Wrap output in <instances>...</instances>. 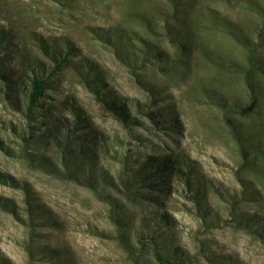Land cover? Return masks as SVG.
<instances>
[{
  "label": "rangeland",
  "instance_id": "374dc122",
  "mask_svg": "<svg viewBox=\"0 0 264 264\" xmlns=\"http://www.w3.org/2000/svg\"><path fill=\"white\" fill-rule=\"evenodd\" d=\"M195 6L183 11L182 6L177 7L170 0H0V21L12 23L16 36L46 60L48 57L39 51L38 39L32 35L40 33L59 46L65 45V38H70L79 47V53L73 56L84 62L85 57L96 61L117 93L131 99L135 113L148 125L135 128L141 137L133 136L72 71L67 70L58 78L59 88L46 91L50 96L76 95L95 121L115 137L112 151L118 157H136L158 149L179 148L196 160L202 179L209 184L210 202L223 221L221 226L209 228L197 212L198 206L186 195L188 189L177 183L178 188L168 201L166 211L176 220L174 228L178 241L195 257L193 263L187 264H218L205 251L223 257L226 264H264V238L250 229L232 224L238 219L232 214L229 202L233 193L242 192L244 185L240 175L247 163H243L235 126L264 141V77L258 75L260 101L257 110L244 115L235 102L246 104L250 96L245 77L246 51L216 24L212 14L217 10L227 14L254 36L262 23L241 4L197 0ZM174 12L181 21L195 22L193 42L184 38L192 44L191 50L185 53L166 33L164 18L170 19L174 14L169 13ZM124 28L133 35H141L159 44L169 54L168 65L146 59L145 63L140 62L134 67L117 54L113 44L97 34V31H112L115 35ZM135 38L137 45H144ZM139 77L162 89L159 106L173 104L177 108L173 120H181L180 129L156 128L146 114L137 112L136 98H149V91ZM220 94L225 95L232 106L227 101L224 102L226 106L218 103ZM23 122L24 114L14 109L0 93V136L16 149L20 138L13 125L21 127ZM254 152L246 166L250 164L255 168L256 180L250 176L259 193L257 198L242 204L241 209L264 221V158L257 159ZM105 164L117 172L121 161L108 156ZM0 169L33 183L38 200L63 223L60 226L39 225L40 236L45 237L43 241L46 243L67 248L74 264H133L115 236L109 204L91 189L34 169L24 157L10 155L2 149ZM0 194L13 197L24 206L21 189L0 182ZM22 206L20 211L24 214ZM128 206L129 213L139 214L137 208L131 204ZM224 218H228L230 224H225ZM29 236L27 224L11 212L0 209V247L12 262L55 264L38 257L31 259L23 245ZM146 253V263L161 264L152 251Z\"/></svg>",
  "mask_w": 264,
  "mask_h": 264
},
{
  "label": "trees",
  "instance_id": "16d2710c",
  "mask_svg": "<svg viewBox=\"0 0 264 264\" xmlns=\"http://www.w3.org/2000/svg\"><path fill=\"white\" fill-rule=\"evenodd\" d=\"M170 1L177 7L182 6L183 11L196 7L197 3V0ZM223 1L244 5L262 23L254 36L227 14L218 10L212 14L216 24L246 51L245 77L250 96L246 104L235 103L241 108V113L250 115L257 110L260 101L258 75L264 77V0ZM169 14H174L170 18L174 21L164 18L169 38L183 53L191 50L192 44L184 38L193 42L195 22L181 21L175 12ZM97 34L113 44L117 54L134 67L139 66L140 62L145 63L146 59L168 65L167 51L141 35H133L127 28L115 35L112 31H97ZM32 37L38 39L36 43L39 51L48 57L47 60L41 54H35L30 44L16 36L12 23L0 21V93L25 116L21 127L13 125L20 138L19 148L7 144L0 136V149L10 155L24 157L34 169L84 185L107 202L115 225V236L133 264H148L145 260L148 250L161 264L193 263L194 255L175 235V218L166 211L168 201L178 188L177 183L184 184L188 189L186 195L198 206L197 212L209 228L221 226L223 221L219 211L210 202L211 190L202 179L196 160L179 148L158 149L136 157H118L112 151L115 137L95 121L76 95L50 96L46 91L59 88L58 78L64 72L72 71L96 93V97L133 136L141 137L135 128L148 125L135 113L130 104L131 99L117 93L96 61L89 57H85V62L75 58L73 55L79 53V47L70 38H65V45L59 46L40 33ZM135 37L143 41L144 45H137ZM138 80L149 91V98H136L137 112L146 114L156 128L180 129L181 120H173L177 116V108L173 104L158 105L162 89L141 77ZM227 100L225 95L220 94L217 102L226 106L224 102ZM227 103L232 106L229 101ZM235 129L242 147L243 163H248L252 158V151H255L253 156L257 159H263L264 141L256 139L254 133L244 131L237 125ZM108 156L120 159L121 166L117 172L105 164ZM246 164L240 175L244 185L242 192L233 193L229 199L231 212L238 219L232 224L250 229L264 238V221L241 209L242 204L257 198L259 193L255 184V168ZM0 182L23 191L24 206L13 197L0 194V209L11 212L29 226L30 236L23 245L31 259L38 257L55 264H74L67 248L46 243L43 241L45 237L40 236L39 232L42 231L39 225L60 226L63 223L55 219L49 207L38 200L33 183L1 169ZM129 204L137 208L139 214L129 213ZM21 206L25 209L23 215ZM224 220L225 224H230L228 218ZM205 254L212 257L213 262L226 264L223 257L207 251ZM0 264H14L1 247Z\"/></svg>",
  "mask_w": 264,
  "mask_h": 264
}]
</instances>
